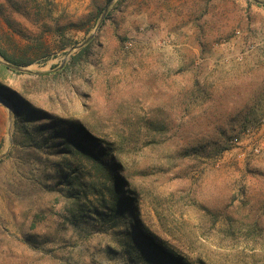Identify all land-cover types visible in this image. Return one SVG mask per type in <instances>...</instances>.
Returning <instances> with one entry per match:
<instances>
[{
  "label": "rangeland",
  "instance_id": "1",
  "mask_svg": "<svg viewBox=\"0 0 264 264\" xmlns=\"http://www.w3.org/2000/svg\"><path fill=\"white\" fill-rule=\"evenodd\" d=\"M0 64V96L27 117L11 106L10 125L0 102V264H154L129 256L128 218L72 197L89 192L64 182L77 120L120 144L135 218L159 244L192 264H264V154L241 138L264 117L263 4L0 0Z\"/></svg>",
  "mask_w": 264,
  "mask_h": 264
},
{
  "label": "trees",
  "instance_id": "2",
  "mask_svg": "<svg viewBox=\"0 0 264 264\" xmlns=\"http://www.w3.org/2000/svg\"><path fill=\"white\" fill-rule=\"evenodd\" d=\"M250 1L264 5V0ZM89 47L90 45H87L81 49L80 54L88 51ZM7 60L12 62L9 59ZM4 70H9V68L0 64V73ZM262 99H264V94ZM10 104L13 109H15L17 119L24 122L27 118L25 115L26 112H21L20 106H18L16 102L14 103V101H11ZM261 115L262 114L259 116L261 117ZM247 122L249 121L243 122V128L247 127ZM151 130L153 129L150 128V131ZM157 131L159 130L157 129ZM65 132L67 136L61 138L62 150H59L62 151L60 156L63 158L62 163L64 166L62 169L67 168L74 175L71 177L66 176L64 182H66L69 187L78 185L82 187V189H89V192H79L73 194L72 197L79 203L87 199L88 193H93L95 196L99 195L102 197L101 206L105 209H109L107 214H100L103 220L107 219L112 221L118 217L122 219L128 218L126 220V226H128L131 231L127 227V230L123 233L127 241V251L130 254L129 256L134 258L133 260L146 258L147 261L154 264H192L188 259L183 256L175 255L169 248L159 244L151 234L139 226L138 220L135 218V215L138 213L134 204L136 202L135 194L131 192V196L130 193L128 195L125 192V188L130 187V184L125 174L126 170L118 156L120 144L109 139V137H97L96 134L100 132L88 128L86 124L80 120L70 123L69 130ZM100 134L103 135L102 133ZM53 139L55 141L57 138L54 137ZM78 155L82 156L87 164L80 166L76 163L69 162L71 158ZM88 167L99 169L100 172L104 174L105 182L102 184L103 188L101 184L96 183V181H91V178H87L83 175L82 170H86ZM116 225L117 224L112 225V229L116 228Z\"/></svg>",
  "mask_w": 264,
  "mask_h": 264
},
{
  "label": "built area",
  "instance_id": "3",
  "mask_svg": "<svg viewBox=\"0 0 264 264\" xmlns=\"http://www.w3.org/2000/svg\"><path fill=\"white\" fill-rule=\"evenodd\" d=\"M241 138H245L248 141H252L250 146L256 154H264V117L261 118L255 125L248 127L244 131ZM235 144L239 143L238 139H235ZM240 144V143H239Z\"/></svg>",
  "mask_w": 264,
  "mask_h": 264
},
{
  "label": "water",
  "instance_id": "4",
  "mask_svg": "<svg viewBox=\"0 0 264 264\" xmlns=\"http://www.w3.org/2000/svg\"><path fill=\"white\" fill-rule=\"evenodd\" d=\"M107 10H108V8L106 9V12H107ZM94 36H91V37H89L88 39H87V41L85 42V44L86 43H88L92 38H93ZM10 67H13V68H15V69H20V68H16V67H14V66H10ZM0 102L2 103V104H4L5 106H7V108L9 109V113H10V125L12 124V108H11V105L9 104V102L4 98V97H2V96H0ZM2 158V156H0V159Z\"/></svg>",
  "mask_w": 264,
  "mask_h": 264
}]
</instances>
